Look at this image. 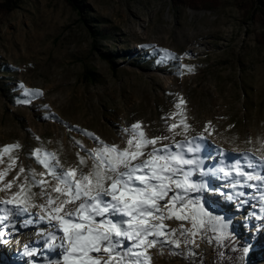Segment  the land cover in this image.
<instances>
[{
  "label": "rangeland",
  "instance_id": "1",
  "mask_svg": "<svg viewBox=\"0 0 264 264\" xmlns=\"http://www.w3.org/2000/svg\"><path fill=\"white\" fill-rule=\"evenodd\" d=\"M77 1L81 11L66 0H16L14 11L0 12V148L19 145L0 162L5 173L0 187L14 182L10 192H0V199L19 191L29 170L41 178L44 169L32 158L34 149L55 153L64 168L77 167V153L86 154L75 142L85 149L98 146L77 129L124 147L123 129L133 123L141 122L149 137L171 136L166 124L186 117L190 128L176 140L203 135L197 142L206 161L217 149L232 157L264 156V14L253 0H216L210 6L191 5L196 0ZM25 90L42 95L26 97ZM179 98L185 103L178 110ZM24 99L31 102H18ZM178 112L184 116L162 119ZM9 155L15 159L12 168ZM21 167L24 173H19ZM193 179L199 181V173ZM203 179L215 190L192 196L206 201L214 215L233 227L234 246L224 252L218 233L211 242L197 235L195 245L149 249L151 264H191L201 256L203 264H264L261 194L233 189L219 175ZM32 191L39 193L38 188ZM237 191L247 195L237 196ZM34 202L43 203L39 196ZM39 221L35 215L13 216L14 228L8 222L0 227L5 234L0 261L49 264L56 259L54 252L44 258L38 254L33 228ZM40 224L47 237L53 229ZM164 224L179 229L181 221ZM184 227L191 225L184 222ZM21 243H26L23 249ZM28 250L35 255H26Z\"/></svg>",
  "mask_w": 264,
  "mask_h": 264
},
{
  "label": "snow or ice",
  "instance_id": "2",
  "mask_svg": "<svg viewBox=\"0 0 264 264\" xmlns=\"http://www.w3.org/2000/svg\"><path fill=\"white\" fill-rule=\"evenodd\" d=\"M24 95L42 93L25 90ZM184 103L179 98L175 107L179 110ZM178 114L184 116L178 112L162 119L175 120ZM166 128L171 136L149 137L141 122L133 123L123 129L127 137L124 147L77 129L98 145L85 149L80 141L75 142L86 154L77 153V167L64 168L55 153L34 149L31 156L44 169L39 173L41 178L36 179L37 173L29 170L31 179L25 176L19 191L0 199V227L8 222L14 228L13 216L35 215L41 222L46 221L53 231L47 234L45 243L56 254L49 264H151L149 249L158 244L171 249H179L181 242L185 246L195 245V237L200 235L203 239L209 229L218 233L215 238L219 242L227 236L228 225L222 216L213 214L206 201L192 194L214 191L203 177L219 175L231 181V188H251L264 200V156L256 158L242 153L232 162L219 161L221 166L206 169L197 142L204 139L203 135L191 140L184 135V139L176 140L190 128L186 117L178 123L166 124ZM178 128L182 131H176ZM18 148V144L0 148V162L4 154ZM220 155H224L222 150ZM9 159L12 168L15 159L10 155ZM24 172L21 167L19 173ZM197 173L199 181L193 179ZM4 176L0 172V181ZM13 183L0 187V192H10ZM33 188H38L39 193L33 192ZM236 195L247 193L237 191ZM37 196L43 203L34 202ZM31 208H39L40 212L32 214ZM168 219L181 221L180 228L168 229L164 224ZM184 222L191 227H184ZM4 235L0 231V242ZM248 250L244 248L245 253ZM26 255L35 253L28 250Z\"/></svg>",
  "mask_w": 264,
  "mask_h": 264
},
{
  "label": "trees",
  "instance_id": "3",
  "mask_svg": "<svg viewBox=\"0 0 264 264\" xmlns=\"http://www.w3.org/2000/svg\"><path fill=\"white\" fill-rule=\"evenodd\" d=\"M67 3L72 6L75 10L81 11L82 10V4L80 1L77 0H66ZM194 1V0H193ZM216 0H196L198 3H191L193 6L197 5H203L206 4L210 6L212 3L215 4ZM254 4L256 5V8H258L259 11H261L264 14V0H253ZM16 8V0H6L4 3L0 4V12L2 14H9L12 11H14ZM95 36V34H94ZM97 49V44L94 46ZM108 61H110L113 64V59L109 56H105ZM113 67V65H111ZM214 232L211 231V229L208 230V232L205 234L204 239L206 240H211L214 236ZM236 238V234L234 232L233 227H228L227 228V236L220 240L218 242L220 248L222 251L225 252L226 249L231 248L234 246V244H231V242ZM205 263V259L203 256L198 258L197 263H191V264H203ZM221 264V262L219 263Z\"/></svg>",
  "mask_w": 264,
  "mask_h": 264
},
{
  "label": "bare ground",
  "instance_id": "4",
  "mask_svg": "<svg viewBox=\"0 0 264 264\" xmlns=\"http://www.w3.org/2000/svg\"><path fill=\"white\" fill-rule=\"evenodd\" d=\"M180 140V139H179ZM201 145V144H200ZM201 148L203 149V145H201ZM221 150L222 149H217V150H214V151H212L211 152V154L209 155V157L210 158H208L207 159V161H206V159L204 158L205 157V155L203 154V152L201 151L200 153H199V156H201V157H203L204 159H205V166L208 168V166H210V165H212V164H215V165H217L218 167L219 166H221L218 162L220 161V159H224V160H226V161H228L229 159H232V161L233 160H235L236 158H240V156H241V154L239 155H236V156H233L232 157V153L230 152V153H228V152H224V150H222L223 151V153H224V155L222 156V155H220V152H221ZM204 151V150H203ZM207 153H209V152H207ZM231 161V162H232ZM257 171H259V169H257ZM224 188H226V189H228L229 188V186L227 185V186H223ZM241 203H242V201H240ZM254 208H256V207H254ZM236 210H239V209H236ZM40 222L41 221H39L38 223H37V225L35 226L36 228H33V230H34V232H35V234H36V238H37V242L35 243V245L36 246H38V247H40V250L38 251V254L39 255H41V257L42 258H44L46 255H52V254H54L52 251H50L49 249H48V247H47V245H46V243H45V240H46V236H42L41 235V231H42V229L44 228L43 227V225H41L40 224ZM42 224H45L46 226H47V222L45 221V222H41ZM43 227V228H42ZM47 233H49V232H47ZM17 234V233H16ZM25 235H27L29 238L31 237V235H30V232H25ZM46 235V234H45ZM29 238H28V240H27V242H29ZM204 239V238H203ZM22 241H26V239L25 238H23V240ZM26 242V243H27ZM26 243H21V248L23 249L24 248V245L26 244ZM34 244V243H33Z\"/></svg>",
  "mask_w": 264,
  "mask_h": 264
},
{
  "label": "built area",
  "instance_id": "5",
  "mask_svg": "<svg viewBox=\"0 0 264 264\" xmlns=\"http://www.w3.org/2000/svg\"><path fill=\"white\" fill-rule=\"evenodd\" d=\"M206 241H207V239H206ZM209 241V240H208Z\"/></svg>",
  "mask_w": 264,
  "mask_h": 264
}]
</instances>
